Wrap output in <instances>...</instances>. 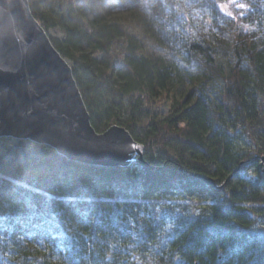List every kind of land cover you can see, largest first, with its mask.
<instances>
[{
    "label": "trees",
    "instance_id": "1",
    "mask_svg": "<svg viewBox=\"0 0 264 264\" xmlns=\"http://www.w3.org/2000/svg\"><path fill=\"white\" fill-rule=\"evenodd\" d=\"M219 1L29 0L97 132L125 127L146 156L100 167L0 137V264H264V0L238 20ZM183 5L216 34L190 33ZM171 196L204 205L167 234L147 203Z\"/></svg>",
    "mask_w": 264,
    "mask_h": 264
},
{
    "label": "water",
    "instance_id": "2",
    "mask_svg": "<svg viewBox=\"0 0 264 264\" xmlns=\"http://www.w3.org/2000/svg\"><path fill=\"white\" fill-rule=\"evenodd\" d=\"M0 137L47 145L70 161L100 167L127 168L145 153L125 127L97 132L71 65L29 0H0Z\"/></svg>",
    "mask_w": 264,
    "mask_h": 264
},
{
    "label": "rangeland",
    "instance_id": "3",
    "mask_svg": "<svg viewBox=\"0 0 264 264\" xmlns=\"http://www.w3.org/2000/svg\"><path fill=\"white\" fill-rule=\"evenodd\" d=\"M70 1H78V0H70ZM81 1L88 2V0H81ZM240 5H243V7H241ZM184 6L186 7L184 8ZM217 6H218V9L224 15L227 16L228 19H232L234 17L236 20H238V16L236 15V12H241L245 8L247 9V7H249V4H248V0H220ZM182 8H183L182 11L185 14L184 19L187 21L188 30L191 31L190 33H194V34L202 33L203 35L209 38L212 37V34H216L214 33V31L216 30H213V28H211L210 26H207V22H206L207 20L205 19L204 13L194 10L189 5H183ZM50 33L56 36L57 35L60 36L61 34V32L56 29L51 30ZM147 45L150 49L155 48L154 51L156 53H160V50L157 47L153 46L152 43H148ZM168 49L169 48H167V50ZM161 53L169 54L166 50L161 51ZM116 54L117 55L114 56L115 64L117 65V67L121 68L124 66V60H125V54H124V50L122 49V47L118 46L116 48ZM170 104L171 103L165 98L158 101L157 103L160 109L168 110V111H170ZM237 133L238 135L241 136L240 139L238 138L237 140H241V139L244 140L242 141V144L240 145V148L243 151H249L250 149L254 148L253 146L254 139L250 137L248 133H245L241 130L238 131ZM145 156H146V147H145V153L143 155L137 154L136 157L134 158L133 163H137L136 160L143 161ZM140 158H142V160H140ZM249 166L247 169L248 176L255 177L254 175L256 173L255 168L253 169L252 167H249ZM147 204L150 210L154 209V206H155V212L151 213L148 217H152L153 215L154 217L157 216L160 220H162L167 234L172 233L171 231L175 225L176 219L181 214L183 213H188L189 215L196 214V213L198 214L201 212V209L204 205L201 202V200L192 199V198H189L188 200H184V199L179 200L175 198V196H171L170 198H154L151 202ZM263 223H264V217H261L256 227L257 231L264 232Z\"/></svg>",
    "mask_w": 264,
    "mask_h": 264
},
{
    "label": "snow or ice",
    "instance_id": "4",
    "mask_svg": "<svg viewBox=\"0 0 264 264\" xmlns=\"http://www.w3.org/2000/svg\"><path fill=\"white\" fill-rule=\"evenodd\" d=\"M241 7H243V5H240Z\"/></svg>",
    "mask_w": 264,
    "mask_h": 264
},
{
    "label": "bare ground",
    "instance_id": "5",
    "mask_svg": "<svg viewBox=\"0 0 264 264\" xmlns=\"http://www.w3.org/2000/svg\"><path fill=\"white\" fill-rule=\"evenodd\" d=\"M261 172V171H260ZM262 173V172H261ZM263 174V173H262Z\"/></svg>",
    "mask_w": 264,
    "mask_h": 264
}]
</instances>
